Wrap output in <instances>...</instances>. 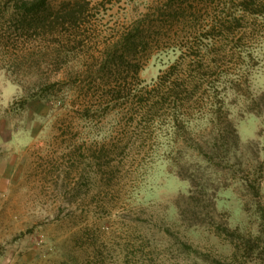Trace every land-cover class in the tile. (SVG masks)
<instances>
[{
    "label": "rangeland",
    "instance_id": "obj_1",
    "mask_svg": "<svg viewBox=\"0 0 264 264\" xmlns=\"http://www.w3.org/2000/svg\"><path fill=\"white\" fill-rule=\"evenodd\" d=\"M13 1L0 0V264H259L264 33L246 16L236 33L205 38L222 12L241 15L239 0H90L85 26L55 21L43 34ZM133 19L152 24L128 56L143 85L210 44L213 124L200 111L191 124L201 144L191 134L170 147L150 115L131 116L136 128L114 109L104 85L118 72L98 69ZM260 190L264 205V178Z\"/></svg>",
    "mask_w": 264,
    "mask_h": 264
},
{
    "label": "trees",
    "instance_id": "obj_2",
    "mask_svg": "<svg viewBox=\"0 0 264 264\" xmlns=\"http://www.w3.org/2000/svg\"><path fill=\"white\" fill-rule=\"evenodd\" d=\"M13 2L12 11L16 12L15 14L20 17L24 27L27 30L38 31L41 29V34L44 31L46 32V25L55 21L62 26L77 29L89 22V20H83L82 17L89 9L90 0L61 1L59 5L54 7L56 9H53L51 0H14ZM236 7L241 13L240 16L222 12L219 19L211 20L205 37L208 41L213 37L210 34L214 30L219 31L222 36L226 37L236 33L237 30L243 29L244 26L241 24V20H244L246 16L253 21L251 29L252 27L256 28L257 23H259L260 25L258 24V26L261 27V31L264 33V0H239L236 3ZM168 8L170 7H164L165 10H168ZM160 9L161 7L158 6L155 11ZM51 19L53 20L50 21ZM151 28L150 20L133 19L125 27H121L117 39L112 41V44L108 45L106 50L104 49L105 53L102 54V64L98 72L103 71L105 73L104 71L106 70H110L113 74L118 72L117 76L109 84L106 83L107 85H104L108 87L107 94L110 99L120 101L119 105L115 106L114 109H119V111L124 112V115H129L130 125L134 123L131 117L134 114L139 118V122L141 117L145 118V115H150L152 118L150 127L153 126V133L158 136L164 133L167 145L170 147L182 143L183 145L186 144L185 135L191 134L194 136L192 138L193 142L201 144L198 143L200 141L194 135L195 132L192 130L191 124L196 121L194 115L197 111H200V114L205 113L203 118H206L208 125L212 126L213 124V83L204 82L208 75L206 70L211 68L209 61H207L211 54L210 44L202 41L195 48L190 46L185 52L181 51L182 53L178 58L165 70L161 71L156 80L150 84L143 85L138 77L141 66L131 62L128 56L131 54L130 51L140 41L149 36L148 32ZM235 47L238 46L235 45ZM186 56L192 59L189 65L185 64ZM247 56L246 60L252 57V54L249 53ZM90 70H92V67H90ZM85 71L90 73L87 68H85ZM236 83L235 81L233 83L235 86L233 85L232 87L235 91L237 90ZM207 112H210L211 115ZM249 112L262 113L254 110ZM229 124L233 128L234 142L237 144L239 142L237 132L233 125ZM136 125L138 124L135 123L133 127L137 128L138 126ZM211 136L205 138L206 143L213 144V134ZM191 146H193L195 151L198 150V145L196 147L194 145ZM256 167L258 172L254 179V188L259 204L262 206L261 217L264 218V205L261 201L260 190L261 182L264 178V161L259 156L256 159ZM191 197L192 193L189 194L188 198ZM225 230L232 232L229 228ZM226 234L227 236L229 235V233ZM262 234L264 235V229L261 228L254 239L260 240ZM240 236L239 245L245 248L247 246L248 248L251 245V237L246 238L241 234ZM256 246L258 254L263 256L258 257V262L259 264H264V240ZM250 250H253V248Z\"/></svg>",
    "mask_w": 264,
    "mask_h": 264
}]
</instances>
